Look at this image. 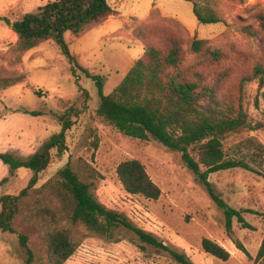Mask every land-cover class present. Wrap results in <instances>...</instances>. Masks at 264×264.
<instances>
[{
	"label": "rangeland",
	"instance_id": "rangeland-1",
	"mask_svg": "<svg viewBox=\"0 0 264 264\" xmlns=\"http://www.w3.org/2000/svg\"><path fill=\"white\" fill-rule=\"evenodd\" d=\"M52 1L55 0H0V77L9 74L26 77L23 82L0 90V153L29 157L61 130V114L69 110L74 113L73 125L67 133V150L62 156L53 152L50 166L39 174L36 186L21 199L20 212L14 221L16 232L0 229V264H26L20 234L29 237L34 264H54L50 242L58 232L67 234L76 245L75 252L63 264H180L170 252L142 241L124 225L114 228L111 234H98L73 223L56 198L41 191L67 163L91 185L98 201L171 248L185 252L194 264H264V257L257 258L264 237V79L246 81L239 91L238 80L242 75L237 72L225 77L220 87V94L233 91L243 96L254 126L223 139L226 157L243 160L250 169L236 167L209 175L225 201L244 210L250 224L249 228L243 227L235 218L231 238L223 210L198 175L187 167L181 152L153 138L127 136L99 116L100 95L95 80L78 67L74 73L59 45L53 40L45 41L18 59L15 49L18 35L4 18L20 19ZM108 1L115 10L109 19L81 37L66 33L79 64L104 76V94L111 93L143 55V36L155 27L179 34L187 49L189 65L202 62L190 51L195 37L224 50L231 64L241 54L249 55L243 61L250 66L254 60L264 63V0H211L214 10L225 19L216 24L198 22L193 12L197 0ZM248 24L254 26L256 36L242 31ZM35 111L38 115L32 113ZM133 158L146 166L162 189L158 200L131 194L120 181L118 165ZM32 175L25 167L12 175L0 158V196L20 194ZM204 238L230 251L229 260L207 253L202 246Z\"/></svg>",
	"mask_w": 264,
	"mask_h": 264
},
{
	"label": "trees",
	"instance_id": "trees-1",
	"mask_svg": "<svg viewBox=\"0 0 264 264\" xmlns=\"http://www.w3.org/2000/svg\"><path fill=\"white\" fill-rule=\"evenodd\" d=\"M114 12L108 0H55L40 6L37 11L27 12L20 19H4L18 35L15 48L18 59L41 43L53 40L69 59L74 73L78 67L87 77L95 80L100 95L97 110L99 116L127 136L142 140L153 138L181 152L187 167L198 175L223 210L226 231L233 238L235 218L243 227L249 228L250 224L243 215L244 210L236 209L225 201L209 180V175L236 167L250 169L247 162L226 157L223 139L231 133L254 126L249 120L243 96L233 91L220 94V87L225 77L237 72L242 75L238 80L239 91H242L246 81L257 78L262 82L264 63L254 60L250 66L243 61L249 55L241 54L231 64L224 50L213 48L206 39L195 37L190 51L198 55L202 62L198 67L189 65L186 63L187 49L179 34L167 28L155 27L150 29V34L148 31L143 36V55L114 90L104 94V76L93 74L79 64L66 40V33L81 37L95 25L109 19ZM193 12L202 24L225 21L212 7L211 0H197L193 4ZM242 31L250 36L257 35L252 24L243 26ZM25 78L24 74L2 76L0 90L21 83ZM32 113L38 115L36 111ZM73 115L71 110L61 114V130L50 136L29 157L0 153V158L9 166L12 175L22 167L33 172L27 187L20 194L0 196L2 231L16 232L14 221L20 212L22 197L29 194V190L38 183L39 174L50 166L53 152L62 156L67 150V133L73 125ZM117 173L129 193L141 194L153 200L161 197L162 189L140 160L133 158L122 161L117 167ZM4 180L7 181V178ZM42 190L56 198L75 224L98 234H111L114 228L124 225L132 229L142 241L170 252L180 264H194L185 252L171 248L153 234L128 222L123 214L98 201L91 191V185L80 178L71 163L62 167L53 180L43 185ZM19 238L26 253L25 263L34 264L29 237L20 234ZM237 243L243 247L238 240ZM202 246L207 253L223 261L231 257L230 251L210 238H204ZM75 248L76 245L64 232L51 237L50 249L54 264H63L75 252ZM262 257L264 237L257 254V258Z\"/></svg>",
	"mask_w": 264,
	"mask_h": 264
}]
</instances>
